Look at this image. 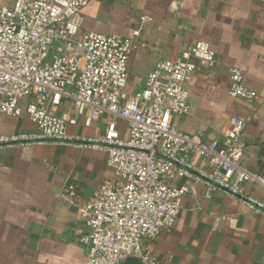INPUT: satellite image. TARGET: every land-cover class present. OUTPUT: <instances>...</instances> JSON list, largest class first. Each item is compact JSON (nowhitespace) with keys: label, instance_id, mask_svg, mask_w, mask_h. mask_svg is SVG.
Segmentation results:
<instances>
[{"label":"crops","instance_id":"crops-1","mask_svg":"<svg viewBox=\"0 0 264 264\" xmlns=\"http://www.w3.org/2000/svg\"><path fill=\"white\" fill-rule=\"evenodd\" d=\"M79 38L89 32L132 39L126 93L144 89L149 74L164 59L175 60L199 41L215 52L212 67L200 64L191 81L190 113L174 116L173 125L204 143L217 139L232 118L248 119L242 166L264 171V0H99L83 11ZM139 32L136 37L135 33ZM240 69L244 85L258 94L248 103L229 94L230 70ZM66 103L65 108L69 109ZM108 116L91 127L79 119L68 134L80 139L105 136ZM120 138L130 137L129 124L117 121ZM36 134L26 116L0 115V134ZM104 151L80 141L33 142L0 146V264H87L88 247L79 238L87 228L79 208L115 174ZM195 165L209 170L197 158ZM194 185L183 198L171 230L145 240L144 254L156 264H264V212L225 190ZM76 195L61 198L67 186ZM244 196L264 204V189L244 187Z\"/></svg>","mask_w":264,"mask_h":264},{"label":"built area","instance_id":"built-area-1","mask_svg":"<svg viewBox=\"0 0 264 264\" xmlns=\"http://www.w3.org/2000/svg\"><path fill=\"white\" fill-rule=\"evenodd\" d=\"M96 2L0 0V115L26 116L38 130L34 135L0 134V144L80 141L104 151L115 174L79 208L87 228L79 238L88 247L87 264H123L127 258L156 264L144 254V241L171 230L183 198L195 193L194 185L171 184L178 179L210 190L216 185L264 212V204L243 195L247 184L264 189V171L253 173L242 166L248 119H230L228 129L209 143L179 131L172 122L174 116L190 113L184 84L200 64L215 63L210 44L199 41L180 58L161 60L144 89L130 95L126 87L135 41L96 32L78 37L82 11ZM229 94L248 103L258 100L237 68L230 70ZM104 115L109 119L104 137L68 134V127L78 125L80 118L89 128ZM120 120L129 124L128 140L120 138ZM197 158L209 170L197 167ZM75 195L69 185L61 198L69 202Z\"/></svg>","mask_w":264,"mask_h":264},{"label":"water","instance_id":"water-1","mask_svg":"<svg viewBox=\"0 0 264 264\" xmlns=\"http://www.w3.org/2000/svg\"><path fill=\"white\" fill-rule=\"evenodd\" d=\"M43 142H57V141H55V140H43ZM22 144H25V143H22ZM0 146H7V144H0ZM214 186L219 188L216 185H214ZM219 189H222V188H219ZM123 264H143V262L137 258H127L123 261Z\"/></svg>","mask_w":264,"mask_h":264}]
</instances>
